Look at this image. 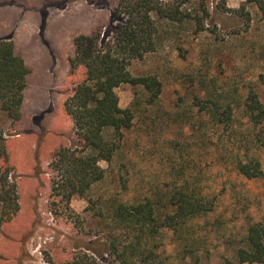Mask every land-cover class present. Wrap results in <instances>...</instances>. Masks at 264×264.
<instances>
[{
	"label": "rangeland",
	"instance_id": "1",
	"mask_svg": "<svg viewBox=\"0 0 264 264\" xmlns=\"http://www.w3.org/2000/svg\"><path fill=\"white\" fill-rule=\"evenodd\" d=\"M121 1L0 0V41H11L29 70L21 120L0 119V149L20 204L13 220L0 224V264H123L112 249L100 256L104 245L129 239L119 226L105 222L101 211L111 206L110 199H142L148 189L167 183L177 159L185 161L186 179L201 175L213 188L227 186L216 210L195 220V236L188 231L181 236L199 240L198 262L182 259L183 245L169 232L154 264H240L237 250L247 228L264 225V160L256 180L235 174L229 165L226 172L215 168L199 174L217 154L215 145L231 148L240 131L197 122L201 106L192 110L189 94L207 86L215 100L238 106L251 91L264 103V18L249 0H153L187 20L183 26L158 24L155 50L131 63L133 76H156L163 85L158 105L136 117L131 139L142 137L132 153L138 157L120 155L111 166L101 161L106 176L83 197L59 196L60 186L53 191L66 173L52 164L53 154L78 145L66 110L86 72L71 68L77 40L98 33L102 40L127 20L117 12ZM213 77L219 79L216 85ZM116 93L122 109L135 100L130 85ZM180 111L183 118L176 114Z\"/></svg>",
	"mask_w": 264,
	"mask_h": 264
},
{
	"label": "trees",
	"instance_id": "2",
	"mask_svg": "<svg viewBox=\"0 0 264 264\" xmlns=\"http://www.w3.org/2000/svg\"><path fill=\"white\" fill-rule=\"evenodd\" d=\"M249 1L264 18V1ZM117 12L128 19L111 27L102 40L101 33L78 39L70 60L72 69L84 67L86 72L84 80L73 89V95L66 102L78 145L75 150L62 148L52 157L54 166L66 168L61 183L53 185L55 192L60 186L59 196L66 193L69 197H83L105 178L106 171L99 165L101 161L111 166L118 156L128 157L139 150L142 137L131 139L136 133V117L158 105L163 85L156 76H133L131 63L155 50L158 24L171 22L183 26L187 20L179 10L166 9L153 0H122ZM28 75L29 70L13 43L0 41V119L21 120ZM218 80L213 77L210 82L216 85ZM125 84L135 90V100L129 108L122 109L116 90ZM209 88L205 86L189 93L190 108L201 106L202 110L195 120L203 125L211 123L216 130H239L240 137L231 141V148L222 143L215 145L217 154L199 174H206L207 169L216 171L215 168L226 172L229 165L232 172L245 179H259L263 175L264 160V103L257 93L250 91L241 105L222 104L215 100ZM182 112L176 113L179 118L180 115L183 118ZM203 143L206 144L205 139ZM177 146L174 144L179 150ZM133 157L138 156L132 154L130 159ZM0 158L4 161L0 164V224L4 225L18 214L20 204L17 184L10 181L12 170L5 165L4 149H0ZM174 162L171 168L174 178L148 189L142 199L109 200L111 206L105 213L101 211L100 216L105 222L110 220L119 226L129 239L104 245L100 256L112 249L123 264H154L159 257L160 240L170 232L174 241L183 245L182 259L198 262L199 240L191 237L181 240V236L187 231L195 236V220L216 210L227 184L213 188L210 180L201 175L195 176L196 181L192 182L186 179L185 161ZM240 242L242 245L237 250L240 264H264V225L261 222L249 226Z\"/></svg>",
	"mask_w": 264,
	"mask_h": 264
}]
</instances>
